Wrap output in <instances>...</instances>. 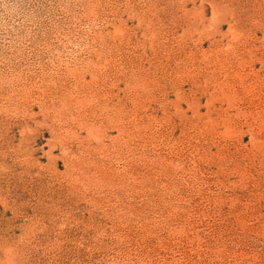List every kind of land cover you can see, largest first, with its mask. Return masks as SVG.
<instances>
[{"label": "rangeland", "instance_id": "rangeland-1", "mask_svg": "<svg viewBox=\"0 0 264 264\" xmlns=\"http://www.w3.org/2000/svg\"><path fill=\"white\" fill-rule=\"evenodd\" d=\"M0 244L264 264V0H0Z\"/></svg>", "mask_w": 264, "mask_h": 264}, {"label": "bare ground", "instance_id": "bare-ground-1", "mask_svg": "<svg viewBox=\"0 0 264 264\" xmlns=\"http://www.w3.org/2000/svg\"><path fill=\"white\" fill-rule=\"evenodd\" d=\"M1 191H2V190H1ZM1 194H2V193H1ZM2 195H3V194H2ZM1 199H2V198H1ZM17 199H18V198H17ZM5 201H6V200H5ZM1 202H2V201H1ZM1 206H2V204H1ZM4 206H5V205H4ZM2 241H3V239H2ZM1 244H2V243H1ZM1 244H0V246H1ZM6 248H7V247H6ZM6 248H5V249H6ZM1 250H2V249H1ZM0 252H1V251H0ZM6 253H8V252L6 251ZM6 253H5V254H6ZM5 254L3 253L2 256L5 255ZM0 255H1V254H0ZM9 256H10V255H9ZM12 257H13V256H12ZM2 259H3V258H2ZM7 260H8V259H7ZM3 261H4V259H3ZM1 263H2V262H1Z\"/></svg>", "mask_w": 264, "mask_h": 264}]
</instances>
